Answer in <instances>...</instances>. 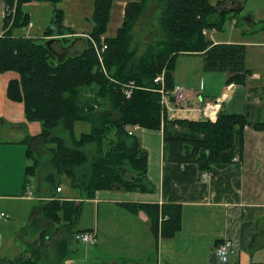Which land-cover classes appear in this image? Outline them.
Instances as JSON below:
<instances>
[{
	"label": "trees",
	"instance_id": "trees-1",
	"mask_svg": "<svg viewBox=\"0 0 264 264\" xmlns=\"http://www.w3.org/2000/svg\"><path fill=\"white\" fill-rule=\"evenodd\" d=\"M6 10H16L5 17V33L0 37V72H16L20 78L9 83L7 95L25 107L29 122H39L41 134L28 137L27 156L31 164L26 169V186L37 173L38 163L33 145L42 140L51 153L56 173L47 177L51 185L60 187L56 179L66 178L72 189L86 199H94L98 191L154 192L148 179V154L128 128L138 125L150 131H162L164 155L167 160L194 162L202 174L219 164L242 159L244 134L247 126L264 131V123L253 122L246 115L220 112L216 122L170 120L163 115L157 76L165 72L168 90L174 86L173 75L177 58L183 54H203L205 70L228 72V83L245 85L251 71L246 69L245 47L214 45L203 31H222L228 22V11H220L226 1L217 5L210 0H158L161 41L147 43L144 53L133 46V29L146 10L148 0L127 2L121 26L115 36L107 37L115 0H94L92 27L89 36L100 46L107 45L103 54L104 68L92 42L81 38L84 49L69 54L57 63L53 51L58 42L74 35L65 25V12L57 8L61 0H1ZM31 3H51L55 17L44 32L53 39L49 47L35 38L19 32L31 23L25 11ZM242 9L241 7L236 10ZM233 20V19H232ZM62 51V50H61ZM63 52V51H62ZM133 81L138 87L131 98L123 93V84ZM96 91L93 97H85ZM87 124L90 130L77 134V124ZM68 134L69 143L55 134L59 128ZM132 212L144 211L150 218L152 232L172 238L181 229L179 205L127 204ZM45 218L53 223L69 221L75 224L80 208L68 201L44 204ZM167 217V218H166ZM166 218V219H163ZM45 242V236L41 238ZM27 264V263H26ZM229 264V263H226ZM262 264V263H253Z\"/></svg>",
	"mask_w": 264,
	"mask_h": 264
},
{
	"label": "crops",
	"instance_id": "crops-1",
	"mask_svg": "<svg viewBox=\"0 0 264 264\" xmlns=\"http://www.w3.org/2000/svg\"><path fill=\"white\" fill-rule=\"evenodd\" d=\"M223 1L227 0L218 3ZM31 24L34 26L32 18ZM33 30L35 38L43 39ZM217 32H210L214 45L245 47L246 69L251 74L245 85L228 83V72L205 70L203 54L180 55L203 61L202 71L187 66L188 78L181 83L176 82L174 71V85L189 92L187 108L173 105L174 119L203 121L202 108L211 102L219 108L215 120L222 111L264 123V27L259 32L239 29L227 39L215 35ZM75 35L81 40L87 34ZM259 35L260 40L256 38ZM19 78L16 72H0V211L10 215L0 223V264H220L216 249L226 240L233 243L229 264H264V131L247 126L242 159L214 166L204 180L196 163L165 158L162 131L140 128L134 135L139 132L137 139L148 154V179L154 192L98 191L89 200L72 189L70 182L66 192L61 183V192L54 185L44 187L40 172L26 186V169L31 161L24 140L40 135L42 127L26 119L23 103L8 98L9 83ZM64 201L80 208L75 224L67 220L53 223L45 218L44 204ZM27 202L32 209L21 215V224L14 232L10 224L20 215H15L11 204ZM127 204L179 205L181 229L172 238L156 240L147 213L132 212L125 208ZM28 229V240L21 235L17 238L19 231ZM88 231L95 232L97 243L91 248L76 246L74 235Z\"/></svg>",
	"mask_w": 264,
	"mask_h": 264
},
{
	"label": "rangeland",
	"instance_id": "rangeland-1",
	"mask_svg": "<svg viewBox=\"0 0 264 264\" xmlns=\"http://www.w3.org/2000/svg\"><path fill=\"white\" fill-rule=\"evenodd\" d=\"M130 1H140V0H115V4L112 9V15L111 20L108 26L107 30V37H113L116 34L117 29L121 26L124 16V7L127 2ZM220 0H210V2L213 5H216ZM233 0H227L223 5L229 3ZM242 1L244 4L236 3V7L234 9L226 10L228 11L226 14V18L228 19V22L224 26L223 31H218L215 35L219 36L221 39H227L231 38L233 35H236L238 33L239 29H245L250 30L253 32H259L262 27H264V0H235V2ZM93 3L94 0H61V2L57 5V8L62 9L65 12V23L68 26H73L72 28L75 32V34L78 33H85L89 34L91 27H92V13H93ZM241 6L242 9L236 10ZM160 4L158 0H148V3L146 5V10L144 11L143 15L140 17V19L137 21V23L134 26L133 29V46L139 47V51L141 53H144L147 47V43H156L158 41L162 40L163 32L159 24V18H160ZM25 11L28 12L31 15L32 21L34 23L33 28H30L31 23L28 27L24 28L19 32L20 34L29 37V38H35L34 36V30L37 32V34L43 35L44 38L47 40H50L52 38L61 39L59 36L55 37H46L44 36L43 31L45 32L46 29L51 25L54 17H55V6L51 3H44L42 6L36 7H26ZM3 12H5V4L0 0V32L6 31L5 27V15L3 17ZM16 10L12 9L11 13L7 15L8 17H11L9 28L12 26L15 18ZM233 19V20H232ZM28 31H27V30ZM205 31V30H204ZM207 31V30H206ZM69 35L67 36L69 41L71 39L76 38V35ZM208 39L210 37V31H207L206 34L203 33ZM41 36V35H40ZM261 35H259V40ZM39 41L43 42L42 37L35 38ZM65 47L68 48L69 54H77L80 53L84 47L85 43L82 40H74L73 42L65 43ZM56 49L60 50V43L54 45ZM76 46V47H74ZM201 60L200 58H192V57H185L180 56L177 58L176 65L174 71H177L176 73V79L177 83H181L182 80H186L188 78L187 75V66L192 71H202L201 70ZM190 79V77H189ZM175 86H181V85H175ZM96 94V91L93 90L92 92H88L85 94V97H93ZM167 115V114H163ZM169 118V117H168ZM87 127V128H86ZM90 130L89 125L85 124H77V134L79 135L82 132H87ZM55 134L63 137L66 139V141L69 143L68 140V134L67 132L61 127L55 131ZM135 138H139V132H135L134 135ZM48 146H45L43 141L40 140L38 144L36 145L34 149V156L38 163V169L35 176H37L40 172V177L43 179V186H49L51 187L49 181L47 180V177L52 174L56 173L52 164H51V153L48 150ZM45 178V179H44ZM59 181V184L61 183L64 187V191L66 192L69 185V180L66 178H61L59 180L56 179V182ZM34 184V181H33ZM35 189V186H34ZM65 192L61 195H64ZM37 194V193H36ZM35 204V202H34ZM11 209L15 213V215H20V218L16 217L14 218L13 222L10 224L14 227L15 232V226H20L21 222V215L24 216L25 213H28L31 211L32 207L29 202L27 203H14L11 204ZM27 231H30L29 229L23 232H18L16 235L17 238L19 235L23 236V239L28 240L29 239V233ZM75 241V240H74ZM76 246L84 247V245L88 246V248L93 247V245L90 244H82L75 241L74 243ZM40 260V259H39ZM37 262V261H36Z\"/></svg>",
	"mask_w": 264,
	"mask_h": 264
},
{
	"label": "built area",
	"instance_id": "built-area-1",
	"mask_svg": "<svg viewBox=\"0 0 264 264\" xmlns=\"http://www.w3.org/2000/svg\"><path fill=\"white\" fill-rule=\"evenodd\" d=\"M12 11V10H11ZM11 11L6 12V16L11 13ZM33 25H30V28H32ZM206 34V31H204ZM2 35H0L1 37ZM88 40L92 42L93 47L96 50L97 56L100 60L101 65L104 68L103 64V54L107 50V45L105 43H102L100 46L97 45V43L90 37L86 36ZM155 83L160 86V89L157 90L161 94V106H162V112L163 114H167L169 119H174L173 113L175 112L174 106H176L177 109H181L183 105L187 108L189 106V92L185 87L182 86H173L172 89L168 90L165 84V72H163L161 75L157 76L155 79ZM138 87L136 84L131 81L129 83L123 84V93L126 98H131L133 95V92L137 90ZM218 107L211 102L205 103L204 107L202 108L201 114L204 121H211L216 122L215 117L218 113ZM220 113V112H219ZM219 115V114H218ZM139 126H133L131 127V130H129V135H133L134 131L139 130ZM210 177V173H204L203 179L207 180ZM61 188H58L57 191L61 192ZM10 218V215L6 212L0 211V223L8 220ZM74 240L78 243L82 244H90L95 245L97 243V236L95 232H79L74 235ZM233 252V243L230 240H226L223 243H220L216 249V255L218 257L220 264H226L228 263L229 256Z\"/></svg>",
	"mask_w": 264,
	"mask_h": 264
},
{
	"label": "water",
	"instance_id": "water-1",
	"mask_svg": "<svg viewBox=\"0 0 264 264\" xmlns=\"http://www.w3.org/2000/svg\"><path fill=\"white\" fill-rule=\"evenodd\" d=\"M236 7V4L234 2H229L223 6L220 7V11H226V10H229V9H234ZM53 43V39L51 40H47L45 42V46L49 47L50 44ZM67 50L68 48L67 47H63V52L62 53H59V52H55L53 51V54L55 55L56 59H57V63H61L62 60L67 56Z\"/></svg>",
	"mask_w": 264,
	"mask_h": 264
},
{
	"label": "flooded vegetation",
	"instance_id": "flooded-vegetation-1",
	"mask_svg": "<svg viewBox=\"0 0 264 264\" xmlns=\"http://www.w3.org/2000/svg\"><path fill=\"white\" fill-rule=\"evenodd\" d=\"M59 47H60V50H59V51L61 52V50L63 49V46H62V45H60Z\"/></svg>",
	"mask_w": 264,
	"mask_h": 264
}]
</instances>
